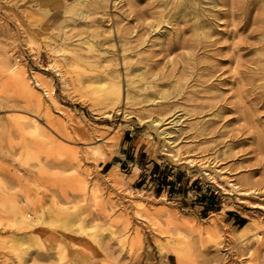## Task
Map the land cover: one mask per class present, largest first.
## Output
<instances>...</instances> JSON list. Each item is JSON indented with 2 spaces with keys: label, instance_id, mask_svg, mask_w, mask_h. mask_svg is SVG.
<instances>
[{
  "label": "rangeland",
  "instance_id": "1",
  "mask_svg": "<svg viewBox=\"0 0 264 264\" xmlns=\"http://www.w3.org/2000/svg\"><path fill=\"white\" fill-rule=\"evenodd\" d=\"M128 1L70 16L0 0V200L19 188L46 217L25 231L0 208V264H264V0ZM117 77L122 97L103 103L92 84ZM71 215L102 237L64 230Z\"/></svg>",
  "mask_w": 264,
  "mask_h": 264
},
{
  "label": "bare ground",
  "instance_id": "2",
  "mask_svg": "<svg viewBox=\"0 0 264 264\" xmlns=\"http://www.w3.org/2000/svg\"><path fill=\"white\" fill-rule=\"evenodd\" d=\"M49 1V3L50 2H55L56 4H57V7H56V10L57 11H60V10H62V9H64V13H66L67 15H70V16H74L76 13H77V11H80V8L82 7V4H83V2L85 1V0H48ZM97 1V0H96ZM101 1V0H100ZM103 1H105L106 2V0H103ZM131 1V0H130ZM130 1H128V2H130ZM163 1V0H162ZM201 1V0H200ZM86 2H87V0H86ZM85 2V3H86ZM168 2V1H167ZM170 2V1H169ZM193 2V0L191 1V3ZM198 2V1H197ZM46 3H48V2H46ZM95 3V2H94ZM172 3H173V1H172ZM190 3V4H191ZM199 3V2H198ZM87 4V3H86ZM160 4H164V3H160ZM167 4V3H166ZM174 4V3H173ZM175 4H176V2H175ZM200 4V3H199ZM204 4V3H203ZM217 4V3H216ZM51 5V4H50ZM85 5V4H84ZM89 5V4H88ZM91 5V4H90ZM98 5V4H97ZM103 5V4H102ZM188 5V4H187ZM187 5H186V7H187ZM94 6H95V4H94ZM104 6V5H103ZM166 6V5H165ZM170 6H173V5H170ZM176 6V5H175ZM189 6V5H188ZM191 6H193V5H191ZM201 6V5H200ZM214 6V5H213ZM216 6V5H215ZM88 7H90V6H88ZM96 7V6H95ZM194 7V6H193ZM195 7H198L197 5L195 6ZM202 7V6H201ZM205 7V6H204ZM217 7V6H216ZM215 7V8H216ZM83 8H85L84 6H83ZM94 8V7H93ZM104 8V7H103ZM102 8V9H103ZM163 8V7H162ZM161 8V9H162ZM167 7H165V10H166V12H167V10H169V9H166ZM176 8V7H175ZM192 8V7H191ZM209 8V7H208ZM214 8V7H213ZM218 8H220L219 7V5H218ZM223 8H225V7H223ZM51 9H53V8H51ZM87 9V8H86ZM95 9H97L98 10V8H95ZM105 9V8H104ZM103 9V10H104ZM183 9V8H182ZM187 9V8H186ZM193 9V8H192ZM203 9V8H202ZM210 9H212V8H210ZM221 9H222V7H221ZM83 9L81 8V11H82ZM88 10H92V8L91 9H88ZM87 10V11H88ZM94 10V9H93ZM163 10V9H162ZM171 10H172V8H171ZM170 10V11H171ZM180 10V9H179ZM215 10V9H214ZM80 11V12H81ZM86 11V10H85ZM85 11H82L81 13L82 14H84V13H86ZM164 11V10H163ZM163 11H161V15H162V13H164ZM177 11V10H176ZM175 11V12H176ZM89 12V11H88ZM100 12V11H99ZM169 12V11H168ZM167 12V13H168ZM172 12V11H171ZM179 12V11H178ZM183 12V11H182ZM189 12V11H188ZM190 12H191V10H190ZM194 12H196V11H194ZM193 12V13H194ZM198 12V11H197ZM204 12V11H203ZM63 13V14H64ZM94 13V12H93ZM166 13V14H167ZM173 14H174V12H172ZM171 13V14H172ZM205 13V12H204ZM207 13V12H206ZM212 13V12H211ZM215 13V12H214ZM214 13H212V14H214ZM90 14V13H89ZM95 14H96V11H95ZM165 14V15H166ZM180 14H181V12H180ZM183 14V13H182ZM185 14V13H184ZM183 14V15H184ZM210 14V13H209ZM219 14V13H218ZM217 14V15H218ZM51 15H54V14H51ZM66 15V16H67ZM86 15V14H85ZM84 15V16H85ZM92 15V14H91ZM165 15H164V17H165ZM168 15V14H167ZM182 15V16H183ZM194 15V14H193ZM197 15V14H196ZM215 15V14H214ZM55 16V15H54ZM65 16V17H66ZM78 16V15H77ZM83 16V17H84ZM95 16V15H94ZM93 15L92 16H90V17H94ZM172 16V15H171ZM174 16V15H173ZM173 16H172V18H173ZM176 16H177V12H176ZM181 16V15H180ZM200 16V15H199ZM209 16V15H208ZM207 16V17H208ZM210 16H212V15H210ZM89 17V18H90ZM160 17V16H159ZM158 17V18H159ZM175 17V16H174ZM183 17H185V15L183 16ZM189 17H191V16H189ZM197 17V16H196ZM201 17H203V14H202V16ZM214 17V16H213ZM56 18V17H55ZM72 18V17H71ZM76 18V17H75ZM178 18V17H177ZM177 18H175V19H177ZM187 18H188V16H187ZM192 18V17H191ZM70 19V18H69ZM74 19V18H73ZM79 19V18H78ZM87 19V18H86ZM163 18H161L160 17V20H162ZM174 19V18H173ZM181 19V18H180ZM195 19V18H194ZM203 19H204V17H203ZM64 20V19H63ZM63 20H62V22H63ZM80 20V19H79ZM158 20V19H157ZM157 20H156V22H157ZM170 20H171V18H170ZM186 20V19H185ZM201 20V18L199 19V21ZM65 21H66V19H65ZM64 21V22H65ZM69 21H71V19L69 20ZM73 21V20H72ZM86 21V20H85ZM175 21V20H174ZM177 21V20H176ZM178 21H179V19H178ZM201 21H204V20H201ZM206 21V20H205ZM49 22H51L50 20H49ZM62 22H61V26H62ZM68 22V21H67ZM74 22V21H73ZM81 22V21H80ZM159 20H158V24H159ZM194 22H195V20H194ZM197 22V21H196ZM195 22V23H196ZM70 23H72V22H70ZM165 23V22H164ZM171 23V22H170ZM194 23V24H195ZM72 24H74V23H72ZM160 24H161V26H162V21L160 22ZM159 24V25H160ZM168 24V23H167ZM166 24V25H167ZM193 24V23H192ZM155 25H156V23H155ZM165 24H163V26H164ZM207 25V24H206ZM60 26V25H59ZM68 26H69V24H68ZM158 26V25H157ZM162 26V27H163ZM169 26H172L173 27V25L171 24V25H169ZM176 26V25H175ZM198 26V25H197ZM201 26V25H200ZM209 26V25H208ZM67 27V26H66ZM156 27V26H155ZM154 27V28H155ZM57 28V27H56ZM61 28H63V26L61 27ZM119 28V27H118ZM156 28H159V26L158 27H156ZM173 28H179V27H173ZM195 28V27H194ZM66 29V28H65ZM69 29V28H68ZM151 30H150V32L152 31V29L153 28H150ZM202 29V28H201ZM205 29V28H204ZM210 29V28H209ZM119 30H121V29H119ZM126 30L128 31V29L126 28ZM165 30V29H164ZM163 30V31H164ZM178 30V29H177ZM191 30V29H190ZM196 30H197V27H196ZM58 32L59 31H61L60 30V28H58V30H57ZM63 31H67V30H63ZM122 31H125V30H123L122 29ZM157 31V30H156ZM156 31H154L155 33H156ZM161 31V30H160ZM159 31V32H160ZM170 31V30H169ZM180 31V30H179ZM178 31V32H179ZM192 31H194V33L196 32L194 29L192 30ZM200 31V30H199ZM205 31V30H204ZM210 31V30H209ZM70 32V31H69ZM96 32V31H95ZM118 32V31H117ZM128 32H130V30L128 31ZM128 32H126V33H128ZM131 32H132V30H131ZM130 32V33H131ZM153 32V31H152ZM158 32V33H159ZM172 32V31H171ZM175 32H176V30H175ZM175 32H174V36H175ZM205 32H207V31H205ZM99 33H101V32H99ZM120 33V32H119ZM124 33V32H123ZM177 33V32H176ZM193 33V32H192ZM196 33H198V34H200L199 32H198V30H197V32ZM59 34H60V32H59ZM62 34V33H61ZM125 34V33H124ZM122 35V33H121V35L120 36H123V37H125V35ZM129 34V33H128ZM157 34V33H156ZM163 34V33H162ZM165 34V33H164ZM170 34V33H169ZM172 34V33H171ZM102 35V34H101ZM130 35V34H129ZM132 35H133V33H132ZM131 35V36H132ZM158 35V34H157ZM179 35V34H178ZM195 35V34H194ZM61 36V35H60ZM65 36V35H64ZM63 36V37H64ZM117 36H119V35H117ZM126 36H127V34H126ZM159 36V35H158ZM163 36V35H162ZM180 36V35H179ZM205 35H203V37H204ZM54 37V36H53ZM57 37V36H56ZM62 37V38H63ZM164 37H165V35H164ZM172 37V36H171ZM198 37V36H197ZM200 37V36H199ZM126 38V37H125ZM145 38V37H144ZM158 38V37H157ZM178 38H180V37H178ZM56 39V38H55ZM71 39V38H70ZM119 39V38H118ZM121 39V38H120ZM124 39V38H123ZM123 39H122V41H123ZM182 39H184V37L182 38ZM186 39V38H185ZM188 39V38H187ZM193 39H194V37H193ZM191 40V43H192V41H194V40ZM87 40H90V39H87ZM128 40H130L131 41V39H128ZM142 40V39H141ZM144 40V39H143ZM158 40V39H157ZM161 40H164V39H162L161 38ZM160 40V41H161ZM175 40H178L177 38L175 39ZM197 40H199V39H197ZM63 41V40H62ZM61 41V42H62ZM119 41V40H118ZM121 41V42H122ZM144 41H146V40H144ZM166 41V40H165ZM164 41V42H165ZM182 41V40H181ZM185 41H187V40H185ZM184 41V42H185ZM203 41V40H202ZM201 41V42H202ZM205 41V40H204ZM60 42V43H61ZM128 42V41H127ZM153 42V41H152ZM158 42V41H157ZM162 42V41H161ZM160 42V43H161ZM167 42V41H166ZM170 42V41H169ZM169 42H167V43H169ZM174 42V41H173ZM183 42V41H182ZM183 42V43H184ZM87 43V45L86 46H88L89 48H92L93 47V45L91 44V43H89V41H87L86 42ZM125 43V42H124ZM140 43H141V41H140ZM182 43V44H183ZM82 44V43H81ZM94 44V43H93ZM128 45L130 44V43H127ZM155 44H157V43H155ZM170 44V43H169ZM169 44H168V46H169ZM173 44V43H172ZM60 45H63V44H60ZM152 45H153V43H152ZM165 45V47H166V44H164ZM198 45H200L199 43H198ZM197 45V46H198ZM203 45V44H202ZM64 46H66L65 45V43H64V45H63V47ZM67 46H68V43H67ZM172 45H170L169 47H171ZM174 46V45H173ZM179 46V45H178ZM182 46V45H181ZM62 47V48H63ZM96 47V46H95ZM69 48H71V47H69ZM69 48H68V50H69ZM131 48V47H130ZM182 48V47H181ZM184 48V47H183ZM52 49V48H51ZM66 49V48H65ZM88 49V48H87ZM67 50V51H68ZM71 50V49H70ZM95 50V49H94ZM122 50V49H121ZM125 50V49H124ZM123 50V51H124ZM168 50V49H167ZM170 50H171V48H170ZM62 51V50H61ZM66 51V50H65ZM72 51H73V49H72ZM88 52H92V51H89V50H87ZM98 51V50H97ZM169 51V50H168ZM54 52H56V51H54ZM126 52V51H125ZM132 52V51H131ZM131 52H129V53H131ZM192 52V51H191ZM169 53V52H168ZM188 53V54H187ZM187 55L189 56V51H187ZM172 54V53H171ZM194 54V53H193ZM64 55V54H63ZM123 55V54H122ZM124 55H125V53H124ZM123 55V56H124ZM127 55V54H126ZM125 57V56H124ZM191 57V56H190ZM194 57V56H193ZM186 58H188V57H186ZM190 60H191V58H189ZM57 60V58L55 59V61ZM124 60H125V58H124ZM132 60V59H131ZM180 60H183V58L182 59H180ZM54 61V62H55ZM70 62V61H69ZM68 62V63H69ZM136 63V62H135ZM134 63V64H135ZM124 64H126V67L128 66V63H126V61L124 62ZM181 64H183V62H181ZM52 67L56 70H58L59 71V65H58V63L56 62L55 64L53 63V65H52ZM17 67L16 66H14V67H12L11 68V72H15V69H16ZM127 69V68H126ZM116 73V72H115ZM20 74L19 73H16L15 75H14V77L16 78L17 76H19ZM127 76V75H126ZM130 75H128L127 77H129ZM121 77V76H120ZM119 77V78H120ZM164 77V76H163ZM110 79V78H109ZM128 79V78H127ZM173 79L174 78H172V81H173ZM134 80V79H133ZM140 80V79H139ZM128 81V80H127ZM176 81V80H175ZM16 82L19 84V86L28 94V95H30V96H32V98L34 97L39 103H42L41 101V96H39L36 92H34V89L31 87V85H30V83L28 82V80L26 79V78H24V77H22V78H16ZM132 82V81H131ZM140 82V81H139ZM153 82V81H152ZM151 82V83H152ZM50 83V82H49ZM66 83V82H65ZM142 82H140V84H141ZM144 83V82H143ZM150 83V84H151ZM179 83V82H178ZM121 80L119 81V79H118V77L115 79V80H100L99 82H97V83H94V84H92L93 86V90L95 91V93H102V94H104L105 96L103 97V101H105V102H103V103H115L116 102V99L118 98V97H120L121 95V90H122V88H121ZM146 84V83H145ZM136 85V84H135ZM137 85H139V84H137ZM142 85V84H141ZM172 85H173V83H172ZM178 85V84H177ZM129 88V87H128ZM130 89V88H129ZM133 89V88H132ZM171 90V89H170ZM173 90V89H172ZM51 91L52 90H50L49 89V92H48V89H46V92H47V94L50 96V93H51ZM158 92H160V94H161V97H162V94L164 93V92H166V90L163 88H161L160 90H158ZM36 93V94H35ZM101 95V94H100ZM122 97V96H121ZM118 99H120V98H118ZM122 99V98H121ZM129 99V98H128ZM166 99V98H165ZM101 101H102V98H101ZM120 100H117V102H119ZM117 105V104H116ZM115 106V105H114ZM113 106V107H114ZM50 109V108H49ZM48 109V110H49ZM46 110V109H45ZM51 110V109H50ZM46 112H47V110H46ZM50 112V111H49ZM51 113V112H50ZM48 114V113H47ZM21 115V114H20ZM49 115V114H48ZM17 116H18V114H16V118H17ZM22 116V117H21ZM21 116H18V117H21V118H25V121H26V117L25 116H23V115H21ZM16 118H15V120H16ZM30 118V117H29ZM19 120V119H18ZM29 120V119H28ZM27 120V121H28ZM31 120V119H30ZM29 120V121H30ZM34 120V119H33ZM52 121H53V119H52ZM161 120H159V122H160ZM15 123V122H14ZM20 123H23V121L22 122H20ZM20 123H18V124H20ZM27 123V122H26ZM31 123V122H30ZM50 123V122H49ZM59 123H61L60 121H59ZM62 124V123H61ZM22 125H24V126H26L25 124H22ZM152 125V124H151ZM153 125H157L156 123L155 124H153ZM153 125H152V127H153ZM158 125H160V124H158ZM157 125V126H158ZM16 126V125H15ZM19 126H21V125H19ZM24 126H23V128H24ZM31 126H33V130H34V132L35 133H38V132H40V129H41V125L37 122V121H32V125ZM61 126V125H60ZM156 126V127H157ZM42 127H44V126H42ZM50 127V126H49ZM64 127V126H63ZM130 127V126H129ZM17 128V127H16ZM20 128V130H25V129H21V127H19ZM45 128V127H44ZM157 128H159V127H157ZM43 129V128H42ZM154 130H155V126H154V128H153ZM45 130H46V128H45ZM159 130V129H158ZM160 131V130H159ZM24 132V131H23ZM31 131L29 130V132H27L28 133V135H29V133H30ZM162 132V131H161ZM41 133V132H40ZM163 133V132H162ZM162 133H160V134H162ZM31 134V133H30ZM33 134V133H32ZM31 134V135H32ZM42 134H43V132H42ZM160 134H158V135H160ZM164 134V133H163ZM166 134V133H165ZM38 135V134H37ZM47 135H49V134H47ZM39 137H40V141H39V144L42 142L41 141V136H43V135H38ZM32 138L34 137V136H31ZM30 137V138H31ZM54 137V136H53ZM29 138V139H30ZM31 138V139H32ZM55 138V137H54ZM54 138H53V140H54ZM166 138V137H165ZM38 139V138H37ZM36 139V140H37ZM33 140H34V138H33ZM51 140V139H50ZM36 142V141H35ZM48 142V141H47ZM46 142V143H47ZM53 142V141H52ZM37 143H38V141H37ZM46 143H45V145H46ZM29 145V144H28ZM35 146H36V143L34 144ZM40 145H42L41 147H43V144H40ZM39 145V146H40ZM29 146H31V144L29 145ZM33 146V145H32ZM27 147V146H26ZM88 148V147H87ZM33 149H36V147L34 148L33 147ZM37 149H42V148H40V147H38L37 146ZM36 149V150H37ZM43 149L45 150V148L43 147ZM43 149H42V151H43ZM91 149V148H90ZM92 149H94V147L92 148ZM27 150H28V148H27ZM30 150H32L31 149V147H30ZM36 150H35V152H36ZM100 150V149H99ZM34 151V150H33ZM32 151V152H33ZM41 151V150H40ZM39 151V152H40ZM98 151V149H95V152H97ZM102 151V150H101ZM38 152V153H39ZM26 153V152H25ZM41 153V152H40ZM39 153V154H40ZM89 153H91V150H90V152ZM35 154V153H34ZM100 154H101V152H100ZM38 155V154H37ZM36 155V156H37ZM35 155H33V158H34V160H36L37 159V157H36ZM25 157V156H24ZM29 157V156H28ZM32 157V156H31ZM30 157V158H31ZM31 160H33V159H31ZM39 160V159H38ZM37 160V161H38ZM5 189H7V190H5ZM5 189L3 190V192L4 191H6V194H4V193H2V194H4V196H3V198H1V199H3V200H0V208L1 209H3L2 211H5V212H7V214L8 215H10L11 216V221H12V224H13V226H15V227H17L18 229H22V230H25V231H27L28 229H32V228H34L36 225H40V224H44V223H46V217H44V215L40 212V214H39V212L37 211V208H36V204L34 203V200H33V197L30 195V194H27L28 192H22V190H20L19 188L18 189H16V190H14V191H11V190H9L7 187H5ZM93 189H91V191H92ZM93 191H95V190H93ZM93 191H92V193H93ZM89 193H90V191H89ZM96 193V192H95ZM97 194V193H96ZM90 195V194H89ZM92 195V194H91ZM21 196V201L19 200V197ZM95 196V195H94ZM94 196H92L93 197V199H95L94 198ZM2 197V196H1ZM18 198V199H17ZM95 201V200H94ZM72 207V206H71ZM25 208L27 209V211H28V209H29V211L31 210V213L29 214V213H26V211H25ZM64 219H61V226L64 228V230H66V231H68V232H70V233H72V234H74V235H76V233H80V234H84V235H86L87 237H89V238H92V239H96L97 237H99L100 235H98V229L96 228V227H94L93 229H89V227H87V224H86V221H85V219L84 218H79V216H77V217H75L74 215H71V216H67V217H63ZM88 220V219H87ZM93 227V226H92ZM77 228V229H76ZM90 228H91V226H90ZM76 232V233H75ZM99 233H101L100 231H99ZM28 234V233H27ZM26 235V234H25ZM28 239H27V241L25 240V241H22L19 245L21 246V248H25L26 250H25V252L26 251H28V250H30V249H32V248H36L38 245L36 244V243H34V241H33V239L28 235ZM102 236H100V238H101ZM256 238V240L257 241H259L260 240V238H261V236H256L255 237ZM91 239V240H92ZM98 239V238H97ZM96 239V240H97ZM253 239V238H252ZM95 241V240H94ZM98 241V240H97ZM256 241V242H257ZM17 242H18V240H17ZM51 243H50V248L52 249V250H54V251H56V253L59 255V256H62L65 252H64V248L62 247V245H61V243H58L57 244V242L55 241V243H54V241H50ZM60 242V241H59ZM68 243H69V245L72 243L71 241H67ZM66 242V243H67ZM68 246V245H67ZM66 246V247H67ZM77 246H79L77 243H72L71 244V247L72 248H76ZM48 249V248H47ZM27 254V253H26ZM56 254V255H57ZM25 255V254H24ZM73 257L75 258V260H79L80 259V252H78L77 250H74V252H73ZM77 262H79V261H77Z\"/></svg>",
  "mask_w": 264,
  "mask_h": 264
},
{
  "label": "trees",
  "instance_id": "3",
  "mask_svg": "<svg viewBox=\"0 0 264 264\" xmlns=\"http://www.w3.org/2000/svg\"><path fill=\"white\" fill-rule=\"evenodd\" d=\"M159 165L158 164H155V166H154V168H153V172H154V170H157V169H159ZM155 175V174H154ZM163 179V178H162ZM163 181H167V180H163ZM163 185V184H162ZM170 187H173L172 186V184H168Z\"/></svg>",
  "mask_w": 264,
  "mask_h": 264
}]
</instances>
